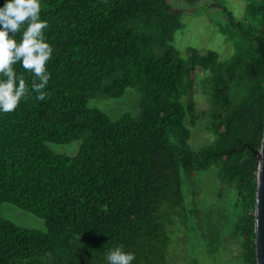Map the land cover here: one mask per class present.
<instances>
[{"label":"trees","instance_id":"16d2710c","mask_svg":"<svg viewBox=\"0 0 264 264\" xmlns=\"http://www.w3.org/2000/svg\"><path fill=\"white\" fill-rule=\"evenodd\" d=\"M171 1L40 0L54 48L48 96L39 101L32 93L0 113V206L9 202L41 217L47 230L18 226L0 213V264H106L105 253L116 246L135 253L133 264H197L188 242L191 222L202 223L196 172L212 168L220 197L234 192L240 264H257L264 0H245L244 20L225 0H182L226 15L223 32L235 46L228 60L194 47L181 55L172 41L183 10ZM15 68L30 85L32 74ZM198 84L205 110L197 109ZM127 88L141 95L135 116L113 120L88 106L93 97H121ZM205 119L216 139L195 150L187 121ZM77 140L73 156L49 146Z\"/></svg>","mask_w":264,"mask_h":264},{"label":"rangeland","instance_id":"374dc122","mask_svg":"<svg viewBox=\"0 0 264 264\" xmlns=\"http://www.w3.org/2000/svg\"><path fill=\"white\" fill-rule=\"evenodd\" d=\"M171 3L183 10L182 26L176 31L172 41V45L182 56H186L187 49L191 47L201 51H216L221 60H228L235 54L234 41L229 40L223 32L227 23L225 14L206 7L187 5L182 0H172ZM205 3H210V0H204L203 4ZM224 3L237 20L245 19L247 6L245 0H225ZM184 6L189 7V11H185ZM195 101L198 110H205L209 106L199 84L195 92ZM140 103L141 95L134 88H127L121 97L104 95L93 97L88 106L101 110L115 120L126 113L137 115ZM187 125L191 129L190 145L193 149L199 150L215 141L216 135L208 129L207 119L197 121L195 126H191L187 121ZM49 146L58 154L73 156L79 151L81 141L66 144L49 143ZM196 180L199 183L202 223L197 226L195 220L191 222L188 242L195 245V250L189 249L190 254L196 258L197 264H240L242 244L234 233L239 215L232 207L234 192L224 190L223 197H220V182L216 168L197 171ZM185 191L188 199L187 185ZM0 213L3 218L18 226L39 231L47 230L44 219L9 202L1 204Z\"/></svg>","mask_w":264,"mask_h":264},{"label":"clouds","instance_id":"9594fccd","mask_svg":"<svg viewBox=\"0 0 264 264\" xmlns=\"http://www.w3.org/2000/svg\"><path fill=\"white\" fill-rule=\"evenodd\" d=\"M47 28L48 21L41 19L40 0H4L0 6V113L14 111L32 93L39 101L47 98L48 63L54 52L45 34ZM17 64L32 74L30 85L17 73ZM104 259L106 264H133L136 255L116 246Z\"/></svg>","mask_w":264,"mask_h":264},{"label":"water","instance_id":"95a60500","mask_svg":"<svg viewBox=\"0 0 264 264\" xmlns=\"http://www.w3.org/2000/svg\"><path fill=\"white\" fill-rule=\"evenodd\" d=\"M258 188L255 206V245L257 264H264V135L258 152Z\"/></svg>","mask_w":264,"mask_h":264}]
</instances>
